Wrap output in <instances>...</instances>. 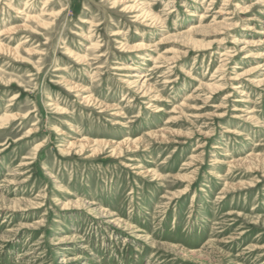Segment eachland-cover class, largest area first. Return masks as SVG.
Masks as SVG:
<instances>
[{
	"label": "rangeland",
	"instance_id": "1",
	"mask_svg": "<svg viewBox=\"0 0 264 264\" xmlns=\"http://www.w3.org/2000/svg\"><path fill=\"white\" fill-rule=\"evenodd\" d=\"M0 264H264V0H0Z\"/></svg>",
	"mask_w": 264,
	"mask_h": 264
},
{
	"label": "bare ground",
	"instance_id": "2",
	"mask_svg": "<svg viewBox=\"0 0 264 264\" xmlns=\"http://www.w3.org/2000/svg\"><path fill=\"white\" fill-rule=\"evenodd\" d=\"M48 2V1H47ZM132 10V9H131ZM211 11V10H210ZM47 15H49V16H53V13H48ZM220 15V14H219ZM28 17H30V16H28ZM38 17V16H37ZM35 17H32V19H34ZM200 18H201V20H205L206 18H207V15L205 14V13H201V16H200ZM54 24V23H53ZM16 27V26H15ZM21 27V26H20ZM10 29V28H9ZM11 29H13V27L11 28ZM15 29V28H14ZM17 29V28H16ZM7 30V29H6ZM5 31V30H4ZM10 32H12V30H10V31H8V33H10ZM3 33H5V32H3ZM3 44V43H2ZM75 56H77V55H75ZM78 57V56H77ZM78 59H79V57H78ZM81 59H83V58H81ZM147 60V59H146ZM158 67H160V66H158ZM162 67V66H161ZM129 68H131V67H129ZM211 84V83H210ZM237 88H238V86H237ZM154 136V135H153ZM96 142V141H95ZM94 142V143H95ZM101 142H102V140H101ZM105 142V141H104ZM102 144H104L103 142H102ZM73 146V145H72Z\"/></svg>",
	"mask_w": 264,
	"mask_h": 264
}]
</instances>
